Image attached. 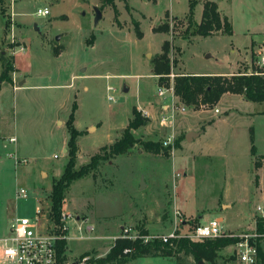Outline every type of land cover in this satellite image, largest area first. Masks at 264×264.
<instances>
[{
  "label": "rangeland",
  "instance_id": "1",
  "mask_svg": "<svg viewBox=\"0 0 264 264\" xmlns=\"http://www.w3.org/2000/svg\"><path fill=\"white\" fill-rule=\"evenodd\" d=\"M6 1L11 25L6 30L0 12V56L12 58L26 77L23 85V77L14 72L12 84H0V235L9 231L17 215L35 217L37 207L50 212L53 183L68 162L64 150L71 137L72 114L74 126L85 134L78 139V170L122 137L134 107L150 119L148 126L133 131L136 138L171 147V157L137 145L125 155L103 161L95 175L72 184L63 206L65 216L71 215L63 218L69 232L66 264L78 261L85 252L105 254L121 224L171 231L177 225L176 208L192 228L219 219L226 234L241 238L256 233V216H264L257 211L259 205L264 208V167L258 173V187L255 166L264 157V103L227 96L212 107H190L179 98L177 105L187 112H176L172 128L162 124L169 94L161 97L159 90L174 87L176 77L182 75L230 77L259 72L256 56L264 44V0H210L229 18L233 34L206 37L193 36L187 20L190 3L199 1L194 19L200 23L205 0H18L16 5L13 2V11L19 14L15 20L9 11L11 1ZM95 7L104 15L99 25H95ZM45 8L50 15L38 16V10ZM165 42L170 47L171 71L161 83L153 60L162 54ZM18 45L25 50L14 56ZM109 87L114 90L108 91ZM198 120L205 124L201 140L191 144L183 140L175 148L185 136L183 125ZM173 130L175 138L168 144ZM22 188L27 198L18 196ZM251 240L264 255V235ZM235 244L222 249L216 263L201 261L243 264ZM126 264L201 262L178 251L174 256H142ZM257 264H264V256Z\"/></svg>",
  "mask_w": 264,
  "mask_h": 264
},
{
  "label": "trees",
  "instance_id": "2",
  "mask_svg": "<svg viewBox=\"0 0 264 264\" xmlns=\"http://www.w3.org/2000/svg\"><path fill=\"white\" fill-rule=\"evenodd\" d=\"M107 1L112 2L113 0ZM152 1L156 2V0ZM198 3L199 1H193L190 3V10L187 15L189 28H194V31L192 32L193 36L200 35L206 37L212 36L215 33H223L228 36L233 34V25L229 18L220 13L218 5L213 1H204L202 18L200 23H197L194 19V12ZM0 12L5 19V27L7 30L10 28L11 22L7 12L5 11V6L2 0H0ZM164 31H168V29ZM169 51V43L165 42L163 44L162 54L153 60L154 74L159 77L161 83L164 80L163 78L168 76L171 71L170 61L168 59ZM0 59L2 62L0 84H3L4 82H10L12 84V74L17 71L15 64L13 63L12 58L8 59L4 53L1 54ZM174 92L183 104L190 107H212L221 100L223 95L227 93L241 95L247 101L262 104L264 103V76L262 77L256 74L233 75L230 77L223 75H182L176 77L174 81ZM74 108H77L76 105ZM74 122L75 117L74 114H72L70 120L68 121V129L71 135L67 150L68 162L60 179L53 183L50 193L51 208L50 212H48L49 227L51 222V225H55V233L62 235H67L68 232L67 229H63L62 222L66 191L74 182L91 174L95 175V172L98 170L103 161L125 155L137 145H141L143 149L149 153L163 155L166 158L171 157V147H165L161 142L143 141L136 138L133 131L148 126L150 119L144 117L141 111L134 107L133 119L124 130L122 137L109 147H103V153L92 156L89 163L81 166L77 170L76 165L80 151L78 139L84 134L76 129ZM251 138L253 143V133L251 134ZM183 140H185V136L179 138L175 142L174 147L180 148V142ZM252 151L256 156L257 151L254 143L252 145ZM263 164L264 157H261L257 160L255 166L259 169L263 166ZM143 231L147 232L148 230L143 229ZM256 231L258 234H264V216H256ZM240 239L241 238L238 236H222L205 239L203 241H194L189 238L182 237L174 240L173 243L156 241L150 244H142L139 241L117 238L110 248V251L105 256L96 257L93 255L84 264H126L138 257L159 254L164 256H174L178 251H183L186 254L193 255L198 262L204 260L216 263L219 252L225 247L237 243ZM67 246L68 241L66 238L58 239V264H66ZM126 248H130L132 251L125 253L124 250ZM258 252L259 256H264L260 245H258ZM88 255H91L90 252H85L81 255V257Z\"/></svg>",
  "mask_w": 264,
  "mask_h": 264
},
{
  "label": "built area",
  "instance_id": "3",
  "mask_svg": "<svg viewBox=\"0 0 264 264\" xmlns=\"http://www.w3.org/2000/svg\"><path fill=\"white\" fill-rule=\"evenodd\" d=\"M38 16L50 15L48 8L39 9L37 12ZM16 50L12 51L14 56L25 50V46L18 45ZM259 72L256 75L264 76V44L260 47L256 56ZM249 75V74H248ZM114 88L109 87L108 91H113ZM169 94L168 104L163 106L165 115L162 117L163 126L172 125L175 123L176 112L185 114L187 112L186 107H179L178 97L175 95L174 87L165 90L160 88L159 95L161 97ZM110 101H114L112 96L109 97ZM179 103L180 100H179ZM205 110H210L206 108ZM219 109H215V113H219ZM175 138V132L168 138V144H171ZM15 142L16 139H11ZM57 157V156H56ZM19 197L27 198V191L22 188L18 193ZM258 212L264 213L262 206L257 207ZM182 213L176 209L175 212V227L165 233H159L148 230L144 232L137 225L125 224L122 226L120 234L114 236V242L117 238H125L131 241H139L142 244H150L156 241H162L164 243H173L174 240L182 237L189 238L194 241H203L205 239H212L222 236H233L232 234H226V228L221 224L219 219H213L208 223H200L191 227V224L186 219L179 217ZM68 213L65 216V212L62 214L63 229H68L63 218L70 217ZM262 216V215H261ZM49 222L48 213L44 212L42 208L37 207L35 217L27 216H15L11 219L9 224V231L3 235H0V264H58V249L57 241L62 238H69V235H62L55 233V225H51L47 230L44 229L46 223ZM183 227H189L187 230H183ZM81 229V227H79ZM90 230L94 229V226L90 225ZM181 230V232L179 230ZM263 236L264 234H250L242 236L241 239L235 244V254L239 262L243 264H257L259 259L258 246L252 242L251 238L256 236ZM114 244V243H113ZM132 249L126 248L125 253L131 252ZM92 255L80 257L76 262L68 264H84L91 258ZM101 257V256H96Z\"/></svg>",
  "mask_w": 264,
  "mask_h": 264
},
{
  "label": "crops",
  "instance_id": "4",
  "mask_svg": "<svg viewBox=\"0 0 264 264\" xmlns=\"http://www.w3.org/2000/svg\"><path fill=\"white\" fill-rule=\"evenodd\" d=\"M11 1V8H9L10 10V12H11V10H12V14H13V18H14V20L16 19V17H17V15H19L18 13H16V10H14L13 11V2L15 3V5H16V3H17V1L18 0H10ZM46 0H43V2H45ZM99 1V0H98ZM158 1V0H157ZM210 1V0H209ZM2 2L5 4L7 1L6 0H2ZM130 3V2H129ZM6 5V7H8V5L7 4H5ZM94 6H96V4L94 5ZM133 7V6H132ZM134 8V7H133ZM220 11V10H219ZM15 12V13H14ZM202 12H203V8H202ZM221 13V12H220ZM102 14H103V12H102ZM222 14V13H221ZM223 15V14H222ZM104 18V15H103V17H102V19ZM201 18H202V15H201ZM201 18H200V20L199 21H201ZM100 23V22H99ZM141 24V23H140ZM99 25V24H98ZM255 42L253 41L252 42V45L254 44ZM251 45V46H252ZM60 55V54H59ZM58 55V56H59ZM15 68H16V74H18L19 76H22L23 78H22V81H21V84H25V75H23L21 72H20V70H19V68H18V66H16L15 65ZM152 69V68H151ZM152 71V70H151ZM191 74H195V73H191ZM127 89V88H126ZM129 91V90H128ZM227 96H234V97H239L240 99H242L243 101H245V102H249V101H247L243 96H241V95H235V94H230V93H227V94H225L224 96H222V99H221V101L223 100V98H226ZM221 101H220V103H221ZM148 103V101H147V99L143 102V104H142V106H139V108L141 107V108H143V106H145V104H147ZM140 108V109H141ZM193 122V121H192ZM191 121H189V122H186V124H184L183 125V131H184V135H185V142L186 143H188V144H191V143H195V142H197L198 140H201V138H202V136L204 135V129H205V124H203V125H200L199 123L200 122H202V121H200V120H198L195 124L194 123H192ZM76 125V124H75ZM98 129V128H97ZM125 129L124 128H122V131H124ZM97 131V130H96ZM189 133H193V134H195V136L193 135L191 138L193 139L192 141H188L187 140V136H188V134ZM85 135V134H84ZM83 135V136H84ZM79 145V144H78ZM182 147H183V144H182ZM79 148H80V146H79ZM81 150V149H80ZM64 152H66L67 153V149H65L64 150ZM79 153H80V151H79ZM79 156V155H78ZM56 157V156H55ZM264 167V164H263V166L261 167V168H259V169H257V176H258V178H259V185H258V187H260V185H261V178H260V175L258 174V173H260V170L262 169ZM173 204H174V206H175V195H174V199H173ZM64 206H65V203H64ZM224 206H226V205H224ZM176 208V207H175ZM176 209H178V208H176ZM179 210V209H178ZM184 213V212H183ZM81 225V224H80ZM123 225H125V224H121V226H120V228H122V226ZM68 235H69V232H68ZM67 241H68V239H67ZM114 243V242H113ZM113 243L108 247V249H107V251H106V253L105 254H103V255H100V256H105L109 251H110V248L112 247V245H113ZM90 250V249H89Z\"/></svg>",
  "mask_w": 264,
  "mask_h": 264
},
{
  "label": "water",
  "instance_id": "5",
  "mask_svg": "<svg viewBox=\"0 0 264 264\" xmlns=\"http://www.w3.org/2000/svg\"><path fill=\"white\" fill-rule=\"evenodd\" d=\"M94 11H95V25H98L99 22L102 20V17H103V14H102V11L98 8V7H95L94 8ZM60 38H58L57 40L59 41ZM125 92H128V89H125ZM195 136V134L193 133H189L188 136H187V140L188 141H192L193 139L191 138L192 136ZM197 136V135H196ZM195 136V137H196ZM144 184V182H143ZM201 264H203V261H200Z\"/></svg>",
  "mask_w": 264,
  "mask_h": 264
}]
</instances>
